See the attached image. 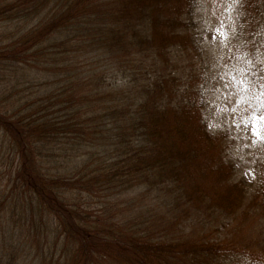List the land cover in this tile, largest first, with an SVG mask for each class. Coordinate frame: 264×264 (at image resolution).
<instances>
[{"label":"trees","instance_id":"1","mask_svg":"<svg viewBox=\"0 0 264 264\" xmlns=\"http://www.w3.org/2000/svg\"><path fill=\"white\" fill-rule=\"evenodd\" d=\"M225 1L0 0V264H264V140L210 124L227 58L264 91V0Z\"/></svg>","mask_w":264,"mask_h":264},{"label":"rangeland","instance_id":"2","mask_svg":"<svg viewBox=\"0 0 264 264\" xmlns=\"http://www.w3.org/2000/svg\"><path fill=\"white\" fill-rule=\"evenodd\" d=\"M207 1V0H204ZM223 5H226V1L222 0ZM208 16L205 17V38L211 43H217L218 40L221 41L223 38V29L220 20L224 21L225 25L228 24V15L225 16L224 12L220 10L213 12L208 11ZM220 14L221 17H218ZM230 61L226 64L227 68H224V82L221 83L222 89L220 90V95L218 99L214 100V105L216 112L212 115L210 124L222 125L231 130L236 134L238 140V148L242 157H244L243 152L250 156L252 150L255 149L264 140V91L259 90V88L251 82L249 77L243 78L241 76H236L235 73V60L233 58H227ZM226 59V60H227ZM253 85V91L249 88ZM263 108V110H262ZM147 200L150 197H146ZM187 209V208H186ZM159 215L162 221H175V216L178 215L175 211L158 210L155 212V217ZM180 219L184 226L192 224L194 230L187 232L186 234L191 237L196 229L195 218L197 216L183 215L180 214ZM176 222V221H175ZM223 222L219 223L222 224ZM230 223V224H229ZM235 221L226 222L219 230L220 237L228 239L235 238L236 233L234 231ZM247 223V222H246ZM249 226V223H247ZM203 231H207V227L203 225ZM176 228V227H175ZM181 235H175L173 237L179 238ZM225 258H234L235 255L229 253H224ZM241 256V255H238ZM100 262H105L100 260Z\"/></svg>","mask_w":264,"mask_h":264}]
</instances>
